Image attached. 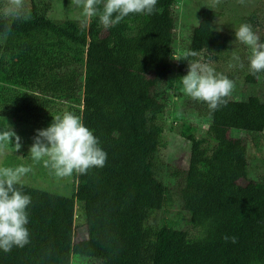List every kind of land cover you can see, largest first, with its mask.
I'll list each match as a JSON object with an SVG mask.
<instances>
[{
	"label": "trees",
	"instance_id": "trees-1",
	"mask_svg": "<svg viewBox=\"0 0 264 264\" xmlns=\"http://www.w3.org/2000/svg\"><path fill=\"white\" fill-rule=\"evenodd\" d=\"M179 1L158 0L153 14H130L109 29L98 15L88 24L52 20L36 0L0 15V132L5 120L46 128L72 112L107 153L104 167L72 174L70 197L18 185L32 200L30 242L0 250V264H264V151L254 179L249 142L235 135L264 134V100L255 91L264 73L253 75L246 61L240 98L231 91L214 111L173 87L178 69L201 55L218 60L235 37L217 23L227 0L202 7L178 51ZM244 22L264 42V0ZM174 97L202 107L210 129L196 135L182 123L190 156L187 168L172 173L181 183L171 189L159 164L162 120Z\"/></svg>",
	"mask_w": 264,
	"mask_h": 264
},
{
	"label": "rangeland",
	"instance_id": "rangeland-1",
	"mask_svg": "<svg viewBox=\"0 0 264 264\" xmlns=\"http://www.w3.org/2000/svg\"><path fill=\"white\" fill-rule=\"evenodd\" d=\"M37 3L43 7L46 15L55 21H62L65 19H74L80 23L88 24L90 17L85 14L86 0H36ZM227 0H180L178 6L175 8L177 13V23L175 30L176 47L179 50L188 45V39L192 28L196 27L202 20L203 6L206 8H219ZM263 0H228L227 5L230 7L229 11L218 21L219 31L222 35H233L234 31L239 27L244 20L248 18L259 6ZM25 4L23 0H0V15L13 16L17 12L23 10ZM222 20V22H221ZM216 23V24H217ZM255 31V29H253ZM259 36L261 31L256 30ZM181 51V52H182ZM250 49L235 41V37L231 42V49L229 53L221 54L218 60H206L204 56L198 57V62L208 63L215 68L216 72L227 76L234 82L235 97L240 98V87H244L243 81L239 75H244V65L250 56ZM179 54H176V56ZM241 62V65H239ZM188 63L181 69L177 70L174 76L173 87L182 90L180 78L187 74ZM240 79V80H239ZM256 94L264 100V79L261 80V85L256 90ZM191 102V103H190ZM190 103V104H189ZM192 99H180L174 97L169 103L162 124L164 125L163 147L160 150V164L159 177L163 184L175 189L180 183L181 178L173 177L172 173L175 170L182 171L187 168L190 146L181 132L182 123L193 125L196 127V135L206 134L210 129V121L206 118L205 110L192 107ZM1 120V119H0ZM7 128L9 127L20 137V149L17 150L15 144V137L7 140L0 146V168L9 167L16 168L18 166H25L30 168V171L23 177V184H29L35 188L45 191H52L65 197H70L73 194L74 178L73 175L58 176L54 175L55 171L46 164L48 157L36 160L33 159L29 153V149L34 142V137L38 129L44 127H23L21 124L13 126V124L5 120ZM2 130V129H1ZM4 131V130H2ZM237 137L245 138L248 144V158L250 161V172L252 178L258 179L261 175V168H258L260 161L258 160V149L264 151V134L261 135H243L235 134ZM3 140V139H0ZM3 142V141H2ZM1 145V144H0ZM23 153L25 158L18 154ZM56 174V173H55Z\"/></svg>",
	"mask_w": 264,
	"mask_h": 264
},
{
	"label": "clouds",
	"instance_id": "clouds-1",
	"mask_svg": "<svg viewBox=\"0 0 264 264\" xmlns=\"http://www.w3.org/2000/svg\"><path fill=\"white\" fill-rule=\"evenodd\" d=\"M79 2V0H77ZM158 0H86L85 14L99 17L105 29L119 24L130 14L151 15L156 10ZM102 3V10L97 7ZM235 41L250 49L249 68L253 75L264 73V42L253 30L251 24L244 22L234 31ZM195 56L196 52L190 53ZM242 66V65H241ZM183 91L197 101H203L210 110L227 104L234 88V82L227 76L216 72L208 63L188 61L187 74L180 78ZM15 137L16 148L20 149V137L9 127L0 132V139ZM33 159L48 157L45 161L58 176H69L74 172L85 174L91 168L104 167L107 153L100 146L98 137L89 129L80 115L65 112L56 117L46 128L38 129L29 149ZM30 168H0V250L9 252L13 247L23 248L30 242L29 206L31 196L21 187L23 177ZM228 239V237H225ZM235 242V237L232 238Z\"/></svg>",
	"mask_w": 264,
	"mask_h": 264
}]
</instances>
